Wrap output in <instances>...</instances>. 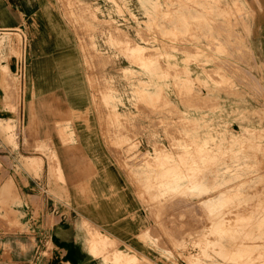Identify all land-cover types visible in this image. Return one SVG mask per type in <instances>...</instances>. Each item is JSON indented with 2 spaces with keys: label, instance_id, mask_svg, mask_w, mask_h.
I'll use <instances>...</instances> for the list:
<instances>
[{
  "label": "rangeland",
  "instance_id": "obj_1",
  "mask_svg": "<svg viewBox=\"0 0 264 264\" xmlns=\"http://www.w3.org/2000/svg\"><path fill=\"white\" fill-rule=\"evenodd\" d=\"M65 6L93 15L74 19L87 30L100 27L99 34L87 33L83 51L88 66L111 67L98 90L133 96L124 115L116 112L121 98L103 104L115 112L111 143L123 151L121 165L149 223L139 235L141 253L116 250L102 263L264 264V64L251 63V34L242 32L260 1L66 0ZM27 46L19 32L0 33V60L18 62L13 82H4L14 93L21 92L19 60ZM143 104L162 127L149 131L151 152L141 140L148 131L136 128ZM109 245L105 235L96 236L93 253Z\"/></svg>",
  "mask_w": 264,
  "mask_h": 264
},
{
  "label": "crops",
  "instance_id": "obj_2",
  "mask_svg": "<svg viewBox=\"0 0 264 264\" xmlns=\"http://www.w3.org/2000/svg\"><path fill=\"white\" fill-rule=\"evenodd\" d=\"M259 1L260 12L242 31L251 34L252 64H264ZM65 2L0 0V33L19 32L28 43L19 60L20 93L4 88L18 62L0 60V264H103L116 250L142 252L139 235L149 218L121 165L122 149L111 143L115 112L103 104L121 98L116 112L124 115L133 96L98 90L111 67L88 66L83 51L87 33L99 34L100 27L81 26L75 18L93 15ZM140 109L136 128L148 131L141 140L151 152L149 131L162 127L149 106ZM98 234L114 245L95 255Z\"/></svg>",
  "mask_w": 264,
  "mask_h": 264
},
{
  "label": "bare ground",
  "instance_id": "obj_3",
  "mask_svg": "<svg viewBox=\"0 0 264 264\" xmlns=\"http://www.w3.org/2000/svg\"><path fill=\"white\" fill-rule=\"evenodd\" d=\"M201 22V21H200ZM205 24H206V22H204ZM208 23V22H207ZM208 24H206V27L208 28V26H207ZM210 27V26H209ZM209 29V28H208ZM159 41V40H158ZM148 54V53H147ZM164 101V100H163ZM214 194V193H213ZM183 200V199H182ZM184 202V201H183ZM186 202V201H185ZM182 203V202H181ZM172 207V206H171ZM173 208V207H172ZM198 210V209H197ZM193 211V210H192ZM239 215V214H238ZM238 218V217H237ZM151 234V233H150ZM144 235V234H143ZM96 238V237H95ZM94 240V239H93ZM97 239H95V241H96ZM94 244H97V243H95L94 242ZM95 248H96V246H95ZM121 252V251H120ZM116 258H119V255L117 254L116 255ZM120 262V261H119Z\"/></svg>",
  "mask_w": 264,
  "mask_h": 264
}]
</instances>
